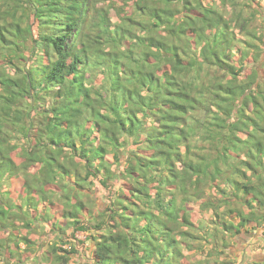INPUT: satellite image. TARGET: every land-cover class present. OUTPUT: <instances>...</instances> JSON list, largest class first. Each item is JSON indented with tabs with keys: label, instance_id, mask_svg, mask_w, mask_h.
I'll return each mask as SVG.
<instances>
[{
	"label": "trees",
	"instance_id": "1",
	"mask_svg": "<svg viewBox=\"0 0 264 264\" xmlns=\"http://www.w3.org/2000/svg\"><path fill=\"white\" fill-rule=\"evenodd\" d=\"M219 1L0 0V264H204L260 230L264 13Z\"/></svg>",
	"mask_w": 264,
	"mask_h": 264
},
{
	"label": "rangeland",
	"instance_id": "2",
	"mask_svg": "<svg viewBox=\"0 0 264 264\" xmlns=\"http://www.w3.org/2000/svg\"><path fill=\"white\" fill-rule=\"evenodd\" d=\"M258 4L256 3H253L255 4L256 6H258L260 9L263 10V13H264V0H255ZM217 4L218 5H222L221 2L219 0H216ZM223 6V5H222ZM262 7V8H261ZM231 7L229 5H227L226 7H222V10L224 13H228L230 11ZM262 23L263 21H256L255 24H259V28L260 30L263 29L262 27ZM0 65H3L5 66L6 64L1 62ZM6 68L7 65L5 66ZM9 72H12V68H8ZM98 195H100V193H96L95 196L97 197ZM194 204V205H192ZM190 205V207H193L196 211H197V208L199 206V203L195 202V203H192ZM260 228H263L264 227V223H261ZM263 230V229H261ZM70 231V230H69ZM91 233H94V231H91V232H77L76 234V237H78L79 239H82V240H86V238L90 237V234ZM251 234H248V235H243V236H240V237H237V239H239L237 245H233L232 246V249L228 247H224V244H222V246H217V247H211L208 244H203V247L204 249L201 250V249H197V250H191L190 252V257H188L191 261H196L198 259H202L204 261V264H248V261H249V258H252L254 262H257V263H264V262H259L260 260L264 259V254H262L263 252L260 251L259 253L257 251H255V256L252 257L251 256V252H248L247 256L249 258L246 257V248L248 246V242L245 240L244 237H251L250 236ZM87 238V241H86V244L83 246V248L86 247V245H89L91 243H93V240L91 239H88ZM243 238V239H242ZM241 239V240H240ZM252 240V238H250ZM203 241V240H201ZM205 245V246H204ZM65 247H68V246H65ZM234 247V248H233ZM216 250H220L221 252H218L215 254V251ZM207 251H209L210 253H207ZM184 253V248H183V251ZM214 252V253H213ZM242 254V255H241ZM74 256V255H73ZM75 258L77 259L76 260V264H83V263H86L84 256L82 257L81 255L80 256H75ZM180 262H185V258L184 256L181 258L180 257ZM256 263V264H257Z\"/></svg>",
	"mask_w": 264,
	"mask_h": 264
},
{
	"label": "crops",
	"instance_id": "3",
	"mask_svg": "<svg viewBox=\"0 0 264 264\" xmlns=\"http://www.w3.org/2000/svg\"><path fill=\"white\" fill-rule=\"evenodd\" d=\"M263 229V230H261ZM251 237L247 238V237H244L245 240L249 243L247 248H246V257L249 258L247 255L248 252H251V256L254 257L255 256V251H257L258 253L260 251H262L264 254V227L263 228H260V230H255L253 233H251L250 235ZM237 237H240V236H237ZM237 237L233 238L231 240V246L228 247L232 249V246L233 245H237L239 239H237ZM252 238V240L250 239ZM243 239V238H242ZM241 240V239H240ZM222 243H220L219 246H222ZM207 244V243H205ZM210 245V244H209ZM205 246V245H204ZM212 247V245H210ZM234 248V247H233ZM204 249V247H203ZM218 252H221L220 250H216L215 251V254L218 253ZM214 253V252H213ZM242 255V254H241ZM259 262H264V259L260 260ZM257 262H254L252 258H249V261H248V264H256ZM209 264V263H208Z\"/></svg>",
	"mask_w": 264,
	"mask_h": 264
}]
</instances>
